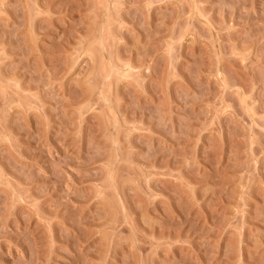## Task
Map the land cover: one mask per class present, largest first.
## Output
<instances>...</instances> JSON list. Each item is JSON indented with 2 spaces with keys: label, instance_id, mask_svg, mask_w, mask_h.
<instances>
[{
  "label": "rangeland",
  "instance_id": "obj_1",
  "mask_svg": "<svg viewBox=\"0 0 264 264\" xmlns=\"http://www.w3.org/2000/svg\"><path fill=\"white\" fill-rule=\"evenodd\" d=\"M0 264H264V0H0Z\"/></svg>",
  "mask_w": 264,
  "mask_h": 264
}]
</instances>
